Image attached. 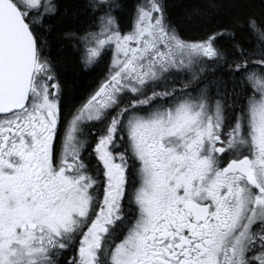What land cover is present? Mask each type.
<instances>
[{
  "label": "snow or ice",
  "instance_id": "1",
  "mask_svg": "<svg viewBox=\"0 0 264 264\" xmlns=\"http://www.w3.org/2000/svg\"><path fill=\"white\" fill-rule=\"evenodd\" d=\"M179 8L0 0V264H264V0Z\"/></svg>",
  "mask_w": 264,
  "mask_h": 264
},
{
  "label": "trees",
  "instance_id": "2",
  "mask_svg": "<svg viewBox=\"0 0 264 264\" xmlns=\"http://www.w3.org/2000/svg\"><path fill=\"white\" fill-rule=\"evenodd\" d=\"M170 2L176 6L175 13L177 15H179V13H180L179 5H181L183 3H190V2H192V0H170ZM224 2L228 3V2H230V0H224ZM257 2H258V0H257ZM74 71H75V66H74V64L70 63L69 67H68V76H69L70 83L72 82V75H73Z\"/></svg>",
  "mask_w": 264,
  "mask_h": 264
}]
</instances>
